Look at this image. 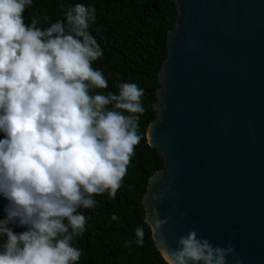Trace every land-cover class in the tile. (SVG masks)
Instances as JSON below:
<instances>
[{"label":"clouds","instance_id":"9594fccd","mask_svg":"<svg viewBox=\"0 0 264 264\" xmlns=\"http://www.w3.org/2000/svg\"><path fill=\"white\" fill-rule=\"evenodd\" d=\"M32 3L0 0V264H76L73 242L86 230L78 209L104 193L115 199L121 188L141 140L143 89L121 82L116 93L96 91L108 81L92 67L103 55L89 30L93 5H70L63 21L42 29L24 22ZM134 235L143 245V227ZM161 255L166 264H227L235 250L190 230L174 249L164 243Z\"/></svg>","mask_w":264,"mask_h":264},{"label":"water","instance_id":"95a60500","mask_svg":"<svg viewBox=\"0 0 264 264\" xmlns=\"http://www.w3.org/2000/svg\"><path fill=\"white\" fill-rule=\"evenodd\" d=\"M174 1L146 220L160 252L195 230L234 248L227 264H264V0Z\"/></svg>","mask_w":264,"mask_h":264},{"label":"trees","instance_id":"16d2710c","mask_svg":"<svg viewBox=\"0 0 264 264\" xmlns=\"http://www.w3.org/2000/svg\"><path fill=\"white\" fill-rule=\"evenodd\" d=\"M77 3L91 4L96 9V20L89 30L103 55L92 62V67L108 81V88L96 91L116 93L119 83L134 82L143 89L145 111L139 116L141 140L115 199L104 193L95 197L98 204L93 208L78 209L86 217V230L73 242L81 251L76 264H166L146 220L144 198L151 177L164 166L162 154L149 144L147 134L157 117L160 71L168 56V34L175 27L177 5L174 0H33L25 8L24 22L35 19L37 27L46 28L63 21L67 7ZM5 204L0 197V218ZM112 213L118 219L112 220ZM137 226L144 230L143 245L134 243ZM24 230L14 227L16 232ZM125 241L133 242L125 246Z\"/></svg>","mask_w":264,"mask_h":264}]
</instances>
